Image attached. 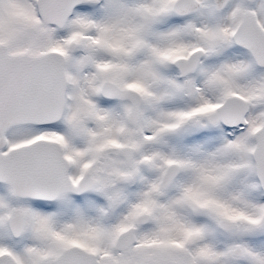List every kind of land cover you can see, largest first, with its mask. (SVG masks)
I'll use <instances>...</instances> for the list:
<instances>
[{"label":"snow or ice","instance_id":"snow-or-ice-1","mask_svg":"<svg viewBox=\"0 0 264 264\" xmlns=\"http://www.w3.org/2000/svg\"><path fill=\"white\" fill-rule=\"evenodd\" d=\"M0 264H264V0H0Z\"/></svg>","mask_w":264,"mask_h":264}]
</instances>
